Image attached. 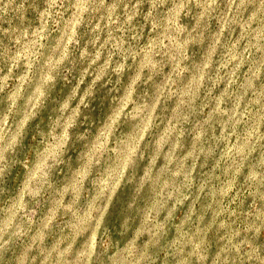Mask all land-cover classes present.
<instances>
[{
    "label": "rangeland",
    "instance_id": "obj_1",
    "mask_svg": "<svg viewBox=\"0 0 264 264\" xmlns=\"http://www.w3.org/2000/svg\"><path fill=\"white\" fill-rule=\"evenodd\" d=\"M0 264H264V0H0Z\"/></svg>",
    "mask_w": 264,
    "mask_h": 264
}]
</instances>
